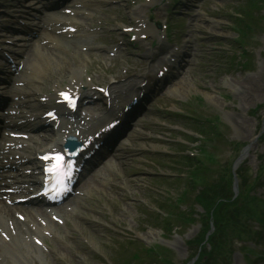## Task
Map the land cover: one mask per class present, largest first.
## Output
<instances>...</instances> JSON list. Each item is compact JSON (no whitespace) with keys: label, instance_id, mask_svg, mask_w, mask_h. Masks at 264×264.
<instances>
[{"label":"rangeland","instance_id":"374dc122","mask_svg":"<svg viewBox=\"0 0 264 264\" xmlns=\"http://www.w3.org/2000/svg\"><path fill=\"white\" fill-rule=\"evenodd\" d=\"M263 1L197 0L190 5L188 0H83L87 8L78 14L84 21L79 20L82 26L72 32L77 36L67 44L75 48L81 41L88 48L66 51L57 45L42 50L44 70L34 91L46 90L57 78L67 81L69 67L76 64L92 86L128 82V96L136 92L144 75L156 74L168 52L178 47L186 51L182 58L187 65L174 82L146 103L139 123L124 138L126 146L100 166V176L92 182L87 178L61 205L70 210L73 198L79 201L74 212L65 214L67 221L59 224V233L46 235L52 247L24 242L23 249L32 255L34 264H156L153 255L135 254L157 244L171 249L170 264L186 263L196 249L186 240L195 237L194 241L202 240L198 245L204 243L205 230L198 218L201 223L209 222L205 208L195 201L202 183L198 176L212 184L225 183L237 203L220 213V228L230 225L222 235L213 236L212 249L216 255L224 254L227 243L230 249L213 264H264V230L256 222L264 213ZM5 2L20 5L15 0ZM32 2L24 0L26 6L19 7L26 10L21 12L26 23L38 21L41 15ZM6 9L11 10L10 6ZM150 14L156 16L154 22H168V41L161 43L157 28L140 40L122 30L131 24L135 34L138 20ZM248 17H255V23ZM4 18L9 25L11 19ZM2 32L21 37L4 27ZM40 40L20 39L27 47ZM110 45L118 47V56L104 48ZM182 114L200 119L195 124ZM247 146L246 155L234 169ZM203 151L210 152L211 159ZM197 152L198 157L192 156ZM206 161L214 163H208L207 172L201 173L198 168ZM81 188L88 192L82 194ZM192 210V219L184 221V213ZM176 214L178 220L165 221ZM254 233L261 238L258 244L250 241ZM8 263L27 264L10 256Z\"/></svg>","mask_w":264,"mask_h":264},{"label":"bare ground","instance_id":"6f19581e","mask_svg":"<svg viewBox=\"0 0 264 264\" xmlns=\"http://www.w3.org/2000/svg\"><path fill=\"white\" fill-rule=\"evenodd\" d=\"M72 10H74V8H72L71 11ZM72 18H74V17H72ZM67 25H69V24H67ZM150 28L152 29L153 26L149 25L147 29H150ZM35 48H37V47H35ZM40 48H43V46L40 45ZM39 58L41 59L39 52L36 49H33L26 59V64H28L27 68H31V69L35 68L36 69V67H38L40 64ZM29 65H30V67H29ZM78 69H79V66H76V64H73L69 67L68 70L70 72V75H69L70 80L68 82L67 87H68V89H71V90L74 89V90H77L80 92L82 91L84 93V90H85L84 86L85 85H83V81L81 79V72L78 73ZM60 74L64 75L63 72ZM30 76H31V74L30 75L23 74V76H20V79L25 80V81H30V83H31V77ZM52 77H53V75H51V78ZM60 86H61L60 83H58V85L56 86V88L54 89V92L52 94V97L55 99L59 97L58 92L62 89V88H60ZM178 88H179L178 85L175 84V90ZM108 91L110 92L109 98H111V100H113V101L118 96H120V94L111 93V91H115V89H113V87H111V86L109 87ZM43 98L46 99L45 97H43ZM25 102L27 103V106H30V107H32V105L34 104V103L28 102V101H25ZM13 103L18 104V101H13ZM41 103L43 106H46L47 109L55 108L56 111L59 113L58 119L53 122V123H55L54 124L55 136L51 139L52 140L51 146H59V144H60V142H62L63 136L65 134H73L76 137H80V136L83 137V135L85 134V131L87 133L93 134L97 131V124L103 123L101 117H99V118L96 117L95 120L93 122H91L90 124L85 123V122L82 123L81 120L83 118H80L81 120L78 121V119H73V117L69 116V114L67 113L66 106L64 104H52L49 100L48 101L44 100ZM13 110H16V109H13ZM74 118H76V117L74 116ZM84 119H86V118H84ZM22 123H24V122H22ZM95 127H96V129H95ZM90 128L92 130L89 132L88 130H90ZM115 131H120V128H116ZM23 132L28 133L26 131H23ZM89 138L90 139L93 138V135L87 136L85 139H89ZM11 140L12 139L10 137L6 138L2 142V144L0 145L1 149L3 150L5 148L6 142H8V144H10ZM27 141L28 140H25V139L15 140L16 144L18 142L25 144V143H27ZM12 147H13V149L9 150L8 152L2 153V154H4L3 157L6 159L5 161L8 160V162H15L12 160V157H14L18 153L17 150H19V148H15L14 146H12ZM110 165H113V163H111ZM91 179H92V177H90V180ZM4 181L7 182V178L0 176V184H3ZM12 184H18V183L12 182ZM12 198H13V196L11 194L8 199H12ZM6 202L7 201L3 202L0 199V204L3 205L2 210H0V231H2L3 233H6L9 236L11 241H15L14 243H15L16 247L13 248V247H11L10 244L6 243L5 240L3 239L1 233H0V264H5V261H6L3 253H5V255H7L8 253H11L13 255L16 254L15 249H18L21 247V243L19 240L20 239L24 240V235H27V236L29 235V237H32V235L35 233L34 230L41 232V230H43V229L47 230L50 227L49 226L50 220L47 216V211H48L47 209H43V207H41L42 209L32 207L31 209L33 211V214L28 213V211H25L24 212L25 220L20 221V219H18V218L15 219V217H14L15 211L19 207L14 206V205L7 206L5 204ZM77 204H78L77 200L74 199V205L72 206L73 207L72 211L76 210ZM54 210L61 212L62 208L56 207V208H54ZM62 212H63V210H62ZM64 212L67 213L66 211H64ZM38 217L41 220L40 222L38 220ZM42 221H45L46 223H42ZM12 225H14L15 229L12 227ZM36 237L39 238V236H36ZM34 241H35V239H34ZM26 261H29L28 257L26 258Z\"/></svg>","mask_w":264,"mask_h":264},{"label":"trees","instance_id":"16d2710c","mask_svg":"<svg viewBox=\"0 0 264 264\" xmlns=\"http://www.w3.org/2000/svg\"><path fill=\"white\" fill-rule=\"evenodd\" d=\"M260 2L261 1H259L258 4ZM263 3H264V1H263ZM246 15H248V14L246 13ZM250 15H248V16H250ZM248 18H251V17H248ZM214 184H218V185L214 186ZM224 184L225 183H218V182L213 183V184L212 183L205 184L204 187L202 188V190L199 193H197L195 196V199H196L195 201L197 203L201 204L205 208V213H206L208 220L210 219L211 211L213 212V219H214V222L216 224H219L220 220L222 219L220 217L221 211L224 210L226 207H231V205L235 204L234 203L235 200L233 201L231 199L232 194L230 192H232V191H230V188L229 187L227 188V186H225ZM185 215H187V217L184 218V221L192 219V217L190 216V212L186 213ZM206 216H205V218H206ZM175 220H178V219L175 218ZM170 221H168V222H170ZM204 223L206 224L207 222L204 221ZM207 226H208V224H207ZM210 239H211V242L213 245V239L212 238H210ZM199 241L201 242L202 240H198V241L196 240V241L192 242V245L195 246L196 249L198 247L197 245L200 244ZM227 249H229L228 243L225 246V252ZM164 252L170 253V251H168L167 249H165ZM164 252H162V254ZM206 252H207V248L205 247V245H203L202 246V253L200 254L201 257L197 261L196 264H213V263L218 262V257L216 254H214V252L210 251L208 254H206ZM157 254H159V252H156V254H155L156 257L158 256ZM160 260L162 261L163 264H170V261H172L170 257L158 256V261L156 262V264H158Z\"/></svg>","mask_w":264,"mask_h":264},{"label":"snow or ice","instance_id":"6c2138e0","mask_svg":"<svg viewBox=\"0 0 264 264\" xmlns=\"http://www.w3.org/2000/svg\"><path fill=\"white\" fill-rule=\"evenodd\" d=\"M57 159H59V157Z\"/></svg>","mask_w":264,"mask_h":264}]
</instances>
